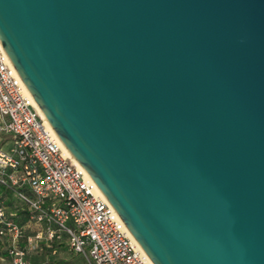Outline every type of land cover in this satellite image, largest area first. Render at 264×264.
<instances>
[{"label": "water", "instance_id": "water-1", "mask_svg": "<svg viewBox=\"0 0 264 264\" xmlns=\"http://www.w3.org/2000/svg\"><path fill=\"white\" fill-rule=\"evenodd\" d=\"M0 44L153 264H264V0H0Z\"/></svg>", "mask_w": 264, "mask_h": 264}, {"label": "built area", "instance_id": "built-area-1", "mask_svg": "<svg viewBox=\"0 0 264 264\" xmlns=\"http://www.w3.org/2000/svg\"><path fill=\"white\" fill-rule=\"evenodd\" d=\"M88 176L47 126L0 44V249L11 264H28L30 253L55 244L86 264H153Z\"/></svg>", "mask_w": 264, "mask_h": 264}, {"label": "crops", "instance_id": "crops-1", "mask_svg": "<svg viewBox=\"0 0 264 264\" xmlns=\"http://www.w3.org/2000/svg\"><path fill=\"white\" fill-rule=\"evenodd\" d=\"M55 252H52V250ZM75 256L80 257L83 261L84 259L76 254L70 252L65 244H55L51 246H41V251L39 253H30L28 255V264H74ZM0 264H11L7 255L0 249ZM84 264L85 261H84Z\"/></svg>", "mask_w": 264, "mask_h": 264}, {"label": "bare ground", "instance_id": "bare-ground-1", "mask_svg": "<svg viewBox=\"0 0 264 264\" xmlns=\"http://www.w3.org/2000/svg\"><path fill=\"white\" fill-rule=\"evenodd\" d=\"M22 84H23V82H22ZM23 86H24V90H25L26 94H28V95L31 97V100H32L33 105L36 107V109L38 110L39 114L45 119V122H46L47 126H48V127L51 129V131L55 134V132L53 131L52 127L50 126V124H49L48 121L46 120L44 114L41 112V110H40V108L37 106L35 100H34L33 97L31 96V94L29 93L28 89L26 88V86H25L24 84H23ZM55 135H56V134H55ZM58 139H59V138H58ZM59 142H60L62 148L66 151L67 155H68L69 157H71V159L73 160V162H74L75 164H77L81 169L85 170V169H84V168H83V167L77 162V160H75V158H73V156L70 154V152L67 150V148L63 145V143H62L60 140H59ZM86 174H87V176H88V173H87V172H86ZM88 177H90V176H88ZM97 191L100 193L101 196H103V194L101 193V191L99 190L98 187H97ZM103 197H104V196H103ZM104 198H105V197H104Z\"/></svg>", "mask_w": 264, "mask_h": 264}, {"label": "rangeland", "instance_id": "rangeland-1", "mask_svg": "<svg viewBox=\"0 0 264 264\" xmlns=\"http://www.w3.org/2000/svg\"><path fill=\"white\" fill-rule=\"evenodd\" d=\"M4 139L6 140H10L11 139V136H8V135H2ZM1 136V137H2ZM74 264H84V261L80 258V257H76L75 256V259H74ZM51 264H55L54 262H52Z\"/></svg>", "mask_w": 264, "mask_h": 264}]
</instances>
